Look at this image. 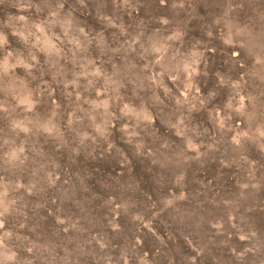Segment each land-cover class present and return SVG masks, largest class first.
Returning <instances> with one entry per match:
<instances>
[{"label":"rangeland","instance_id":"obj_1","mask_svg":"<svg viewBox=\"0 0 264 264\" xmlns=\"http://www.w3.org/2000/svg\"><path fill=\"white\" fill-rule=\"evenodd\" d=\"M0 264H264V0H0Z\"/></svg>","mask_w":264,"mask_h":264}]
</instances>
